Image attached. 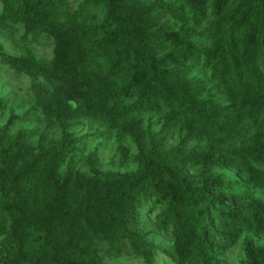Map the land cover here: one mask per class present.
Listing matches in <instances>:
<instances>
[{"label": "trees", "instance_id": "1", "mask_svg": "<svg viewBox=\"0 0 264 264\" xmlns=\"http://www.w3.org/2000/svg\"><path fill=\"white\" fill-rule=\"evenodd\" d=\"M73 1L0 0L1 32L53 42L50 61L0 44L31 80V107L0 126V264H105L101 244L145 264H213L241 235L264 236V0ZM161 111L154 134L141 114ZM30 116L43 127L10 132ZM87 119L131 139L136 171L75 168L70 128ZM171 129L183 135L167 150ZM117 152L129 159L120 139ZM252 236L241 264H264Z\"/></svg>", "mask_w": 264, "mask_h": 264}, {"label": "rangeland", "instance_id": "2", "mask_svg": "<svg viewBox=\"0 0 264 264\" xmlns=\"http://www.w3.org/2000/svg\"><path fill=\"white\" fill-rule=\"evenodd\" d=\"M145 3L152 2L153 0H142ZM171 2L172 0H166ZM77 1L69 0V7L71 11L75 9ZM1 10V5H0ZM199 42L201 45L206 46V36L200 34ZM0 44L4 50L12 56H23L26 52L33 53L36 57L50 61L52 59L53 42L50 38L40 35L36 39H30L29 36L24 37V29L21 26H14L12 34H4L0 30ZM193 75L207 79L209 74L207 71L201 69L194 70ZM43 81L42 79H40ZM31 80L22 74H16L13 70L9 69L0 62V98L4 100L5 107L0 110V126L3 125L9 117V114L21 115L25 113L31 107V99L29 96V86ZM211 86V83H208ZM213 92L217 100L224 103L221 95L217 89L213 86ZM144 119V126H149L150 131L156 134L162 123L163 111L153 113H142ZM43 124L36 116H30L26 122H16L11 128L10 132L15 134L18 130H30L40 129ZM70 130L76 137H81L82 140L78 143L77 150V163L75 168L85 174H90L91 169L94 167L92 160H96V166L101 171H115L120 173L134 172L137 169V163L134 159L135 146L130 138L121 137L114 131H109L99 122L92 120H81L74 124ZM57 131L50 132V137H56ZM183 135V132L177 129H171L166 136V148L170 150ZM126 145L129 149V159L122 162L117 152L118 140ZM202 140H191L188 142V146H195L202 144ZM253 195L260 198L264 202V191L256 190ZM144 227L152 232L154 239L162 246L166 247V243L162 240V237L156 232V221L154 215L146 218ZM245 236H252L250 234L241 235L236 243L226 249L222 254L217 256V259L213 264H241L244 260L243 240ZM255 238L254 236H252ZM257 239L259 244H264V236H260ZM99 255L102 263L105 264H145L141 258L133 255L129 251H125L122 254H114L106 244L99 246ZM152 264H171L161 254H158L155 261Z\"/></svg>", "mask_w": 264, "mask_h": 264}]
</instances>
